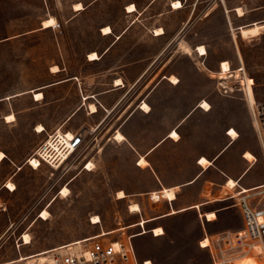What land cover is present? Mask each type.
Wrapping results in <instances>:
<instances>
[{
	"label": "rangeland",
	"instance_id": "obj_1",
	"mask_svg": "<svg viewBox=\"0 0 264 264\" xmlns=\"http://www.w3.org/2000/svg\"><path fill=\"white\" fill-rule=\"evenodd\" d=\"M173 1L0 0V151L6 154L0 161V264H35L33 259H17L139 218L129 210L132 197H117L119 189L134 190L144 181L128 145L111 141L100 147L93 134H87L85 151L64 167L42 162L35 168L28 163L47 136L46 131L35 132L36 124L55 127L65 113L80 107L83 94L106 88L114 78L123 77L131 86L153 63L128 94L126 102L139 105L149 89L144 82L148 76L185 75L190 81L185 89L180 83L167 84L158 99L168 111L185 109L189 101L181 98L183 91L203 92L211 107L237 113L236 118L223 117V127L234 125L241 134L234 148L243 146V135L248 133L249 145L260 144L262 149L250 96L254 101L264 99V29L256 36H245L241 27L264 22V0H180L179 8ZM78 2L84 7L75 9ZM131 3L136 11H128ZM238 8L245 14L239 16ZM51 17L56 24L44 26L43 21ZM106 25L112 26L113 33L102 34ZM159 26L166 33L155 36ZM196 44L207 49L203 59L197 50L186 52L185 45ZM94 50L100 57L89 60L88 53ZM201 59L215 70H220V60L227 61L232 70L240 69L239 76L220 78L219 70L210 72ZM54 65L58 71H52ZM62 78L68 79L57 87L47 85ZM250 78L254 83L248 82ZM37 91L45 97L36 101ZM8 113L15 115L13 121L6 120ZM95 118L81 108L64 128L79 129ZM114 122L113 115L107 121L109 129ZM87 160L95 163L89 171L83 167ZM8 181L15 190H9ZM64 186L69 188L67 195L60 194ZM148 199L146 194L145 205L151 209H163L168 203ZM44 209L49 211L46 219L39 217ZM94 215L100 216L99 223L91 221ZM159 223L165 232L161 236L153 234V224H145L147 232L139 236L135 234L143 230L142 225L101 238L116 241L138 232L132 234L138 255L154 264H213L210 251L199 244L201 218L195 211L167 216ZM24 234L30 236V243L24 244ZM12 260L16 261L7 263Z\"/></svg>",
	"mask_w": 264,
	"mask_h": 264
},
{
	"label": "crops",
	"instance_id": "obj_2",
	"mask_svg": "<svg viewBox=\"0 0 264 264\" xmlns=\"http://www.w3.org/2000/svg\"><path fill=\"white\" fill-rule=\"evenodd\" d=\"M165 33L166 31L156 35L154 32V35L160 36ZM121 36L119 34L117 38ZM199 45L196 44L191 49L195 51ZM109 48L110 46L106 50L108 51ZM207 54L198 53L201 58ZM202 59L201 62L208 67L207 69L202 65L203 69L215 70L209 67ZM221 62L222 60L217 63L218 67ZM152 64L151 62L142 70L137 79L131 83V86H129L126 79L119 76L118 78L123 81L121 84H116L118 78H114L106 88L92 90L83 94L80 107L77 106L65 113L55 127H49L43 123L39 124L44 126L43 131L46 132H51L58 128L62 129L68 120H71L81 108L86 110L87 115L95 116L93 123L79 129L64 128V130H83L86 136L87 134H93V141H96L100 147L112 141L128 145L133 150L132 152L136 156L133 165L141 173L144 181L134 190L129 191L121 188L126 193V196L122 198L132 197L128 205L129 210L139 214L137 220L125 225L128 226L126 229L136 226L141 227L140 225L146 228L145 224H153L151 231L156 237L161 236L165 232L157 235L154 230L156 227H163L159 223L162 218L178 213L195 211L201 218L199 244L202 248L208 249L206 246L201 245L204 238H210L213 234L222 231L237 230L243 226L244 220L239 198L243 194L242 189L253 190L264 185V151L262 152L260 144L256 146L249 145L247 140L248 133L243 135L245 137L242 140L244 142L243 146L234 148L238 138L233 141L227 132H229L231 127L235 128V126L229 124L223 127V117L236 118L237 113L225 112L222 108L213 106L210 109L200 107L199 104L204 99L212 105L203 92L197 90L183 91L181 98L189 101L185 109L180 113L168 111L158 99H160L167 84L174 86L180 83L185 89V83L190 82L189 79H185V75L181 78L174 73H165L157 77L150 75L144 81L149 84V89L140 97V104L127 103L126 100L130 89L134 84L142 81ZM215 65L213 64V66ZM170 75L177 76L179 82L172 83L169 81ZM67 79H57L47 85L57 87L58 84ZM206 80L209 81L211 79L208 78ZM34 100H36L35 97ZM144 102L150 105L151 109L149 111L142 109L141 106ZM91 103L97 105V111L93 112L90 109ZM113 115L115 122L109 129L108 126L110 124L107 121ZM143 119H149V122L144 124ZM35 127H37V124L34 126V130ZM173 130L178 131L180 134L179 139L170 136ZM119 131L125 136L123 141L114 139V136ZM35 132L37 131L35 130ZM245 150L252 151L256 158L252 161L246 159L243 156ZM143 156L148 161V164L144 166L139 164ZM203 156L210 159L213 163L207 167L203 166L200 163ZM90 161L93 162L92 160ZM254 169L255 171L251 173ZM229 178L236 180L237 185L235 187H228L227 181ZM166 188H173L175 197L165 196L163 192ZM161 191L164 197L157 201H152L150 198L148 200L149 202L167 200V206L163 209H160V207L158 209L147 208L145 195H149L152 192L157 194ZM256 196H258L257 199L251 197V202L249 198V203L253 207H264V194ZM133 203L139 205L138 211L130 209V205ZM208 212H214L216 217L208 219L206 216ZM143 219L146 220L144 225L140 224ZM146 232L147 230L135 236ZM135 236H131V239ZM140 259H150L153 262L151 258L147 257H140Z\"/></svg>",
	"mask_w": 264,
	"mask_h": 264
},
{
	"label": "built area",
	"instance_id": "obj_3",
	"mask_svg": "<svg viewBox=\"0 0 264 264\" xmlns=\"http://www.w3.org/2000/svg\"><path fill=\"white\" fill-rule=\"evenodd\" d=\"M256 121V130L264 151V99L255 100L250 107ZM37 132L38 129L35 127ZM86 134L83 130L72 131L60 128L47 132L46 138L36 150V156L41 163L58 168L82 155L87 148ZM90 160L83 165L89 171ZM94 168V167H93ZM244 189H242L243 191ZM264 194V185L259 188L243 191L239 204L243 213V226L237 230H227L213 234L208 238V245L213 264H235L236 261L252 256L256 246L258 254H264V207H253L248 199ZM164 197L161 192H152L149 198L157 201ZM98 235V234H97ZM100 236L84 239L77 243H67L50 248L43 257L34 259L37 264H147L148 259H140L135 245L128 236L127 239L103 240ZM204 238V239H206ZM201 245L203 243L201 242ZM264 258V257H263ZM153 263V262H152Z\"/></svg>",
	"mask_w": 264,
	"mask_h": 264
},
{
	"label": "bare ground",
	"instance_id": "obj_4",
	"mask_svg": "<svg viewBox=\"0 0 264 264\" xmlns=\"http://www.w3.org/2000/svg\"><path fill=\"white\" fill-rule=\"evenodd\" d=\"M173 6H174V8H179V7L182 6V2L180 0H174L173 1ZM83 7H84L83 3H81V2L75 3V9H81ZM134 10H136V5L134 3L129 4L128 5V11H134ZM244 14H245V12L243 11V9L242 8H238V15L242 16ZM43 22H44V26H52V25L56 24V19L54 17H51V18L46 19ZM262 29H264V22H256V23H254L251 26L241 27V32L245 36H256L257 34H259L262 31ZM112 31L113 30H112V27L110 25H106L102 29V33L103 34H109ZM162 33H164V29L162 27H158V28L155 29V34L156 35L162 34ZM185 49H186L187 53H191L192 52L191 47L188 46V45H185ZM196 50L199 51L198 53L207 54V49H206V47L204 45H199V47L196 48ZM99 57L100 56H99V53L97 51H91L89 53V59H91V60L98 59ZM58 70H59L58 65L52 66V71H58ZM239 71H240V69L232 70L229 62L223 61L220 64V70L217 72V74L219 75L218 77H220V78H226V77H228L230 75L239 76ZM213 74H215V72H213ZM168 79L172 83H178L179 82L178 77L175 76V75H170ZM122 82L123 81L120 78H118L116 80V84H121ZM248 82L251 83V84L254 83L252 78H250L248 80ZM248 89L251 90L250 88H248ZM43 97H44V94H43L42 91L35 92V98L37 100L38 99H42ZM253 102H254V100L250 96V104L252 105ZM199 106L202 107V108H205V109H210L211 108V104L205 99L199 104ZM141 107H142V109L147 110V111H149L151 109L150 105L147 102H144ZM90 109L93 112H95V111L98 110V107H97L96 104L92 103V104H90ZM14 119H15V115L14 114H8L6 116V120L8 122L13 121ZM255 123H256V121H255ZM37 129H38L39 132H42L44 130V126L42 124H39L37 126ZM67 131H68V135L71 136L72 135V131H70V130H67ZM227 134L233 139V141L236 140L239 137V133L237 132V130L234 127H231L229 132H227ZM170 136L172 138L179 139L180 134L178 133L177 130H173V131H171ZM114 139H116L117 141H123L125 139V136H124L123 133H121L119 131L114 136ZM5 156H6V154L3 151H0V161H2L5 158ZM243 156L246 159H248L249 161H252V160H254L256 158L255 154L252 151H250V150H245ZM28 163L30 165L34 166L35 168H37V167H39L41 165V160L35 154V155H32L29 158ZM200 163L203 166L207 167L208 165H211L213 162L210 159H208L207 157L203 156L201 158V160H200ZM139 164L144 166V165L148 164V161L143 156V157H141V159L139 161ZM88 167H89V170H91L93 168V163L91 161L89 162ZM227 185H228V187H235L237 185V182L233 178H229V180L227 181ZM6 186L12 191L15 190V188H16L15 184L13 182H10V181L7 182ZM248 190L249 189L245 188L243 191H248ZM68 192H69L68 186H64L63 190L60 191V194L67 195ZM161 193H162V191H161ZM163 193L167 197H170V198L175 197V192H174L173 188H166ZM125 196H126V193H125L124 190H119L117 192V197L118 198H122V197H125ZM130 209L132 211H138L139 210V205L137 203H133V204L130 205ZM48 215H49V211L47 209H44L42 211V213L39 215V217L46 219V218H48ZM206 216H207L208 219H214L216 217V214L214 212H208L206 214ZM91 221L93 223H99L101 221V218H100L99 215H94L92 217ZM145 221L146 220L143 219L140 222V224L144 225ZM127 227L128 226L122 225V226H120L119 228H116V229H112V230H108V231L107 230H103L100 234L95 235V236L107 235L109 233H112V232H115V231H118V230H124ZM145 231H146V228H143V230H141V232L138 233V234L144 233ZM154 231H155V234L160 235V234L164 233V228L159 226V227H156ZM138 234H135V235H138ZM95 236H91V237H95ZM130 236H134V235H130ZM91 237H87V238H84V239H89ZM84 239H81V240H78V241H74V242H71V243H77V242L82 241ZM24 241H25L24 244H28V243L31 242L30 236L28 234H24ZM115 242H117V240ZM202 243H203L204 246L208 245L207 244L208 243V238L203 239ZM48 250L49 249H44V250H41V251H39L37 253L30 254V255H20L17 260H25V259H27V260L28 259H33L34 260L37 257H43L44 253H46ZM259 252H260V248L258 246H256L252 256H250V257H248L246 259H242L239 262V264H242L244 262L247 263V262L252 261L254 259H256L257 261H259V262L264 264V258H263L264 254L263 253L258 254ZM148 260H150V259H148ZM14 261H16V260H12V261H9L7 263H12ZM3 264H6V263H3ZM35 264H37V263H35ZM147 264H153V263L148 261ZM252 264H255V260L253 261Z\"/></svg>",
	"mask_w": 264,
	"mask_h": 264
}]
</instances>
